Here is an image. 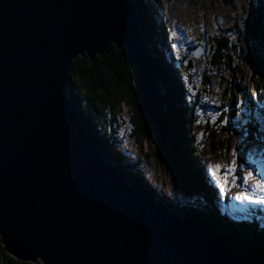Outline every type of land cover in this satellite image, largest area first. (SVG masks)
I'll return each instance as SVG.
<instances>
[{"label": "water", "instance_id": "95a60500", "mask_svg": "<svg viewBox=\"0 0 264 264\" xmlns=\"http://www.w3.org/2000/svg\"><path fill=\"white\" fill-rule=\"evenodd\" d=\"M250 9L245 25L256 43L262 14ZM110 45L136 57L143 112L166 149L171 138L133 0H0V238L7 254L34 264H264L151 202L93 145L68 92L70 72L75 59L93 61Z\"/></svg>", "mask_w": 264, "mask_h": 264}, {"label": "trees", "instance_id": "16d2710c", "mask_svg": "<svg viewBox=\"0 0 264 264\" xmlns=\"http://www.w3.org/2000/svg\"><path fill=\"white\" fill-rule=\"evenodd\" d=\"M133 2L140 29V48L151 66V74L171 138L166 149L160 150L156 147L155 157L163 168L169 166L166 170L168 173L174 172L175 176H168L173 182V193L177 198L157 194L156 189L146 185L139 170L140 161L135 159L130 161L129 165H123L125 158L120 152L113 150L114 146L120 145L122 138L137 141L141 135L146 139L155 131L147 123L143 112L138 85V61L132 53L125 49L118 50L114 45H110L104 56H96L93 61L87 57H78L73 61L70 72L75 82L68 92L91 142L105 162L123 174L132 187L142 190L151 202L196 223L203 232L231 251L253 261L264 262V211L250 206L242 212L231 213L222 207L224 203L200 162L201 151L205 147L209 145L214 149L216 135L207 124L204 128L206 146H201L197 141V129L193 127L191 116L192 109L187 104L188 79L183 78L179 70H187L184 61L181 67L175 66L165 31L160 21L154 23L149 14L155 12V15H158L159 5L150 0ZM257 3L262 14V33L259 41L248 48L243 60L253 68L252 77L256 82L253 86L255 103L248 105L245 139L262 146L264 109L261 105L264 104L260 99L259 86L264 88V8L261 1ZM147 4L154 5L151 12L146 8ZM158 19L160 20V16ZM216 43L219 44V48L215 49L216 59L224 58L222 66L226 67L227 71L237 72V68L233 66L234 56L237 55L236 48L230 47L229 40L221 36L216 39ZM229 50L234 52L233 56L229 53L221 54L222 51ZM164 52L167 53L166 57ZM97 89L104 90L96 96L94 93ZM169 100L174 102V106L170 105ZM123 103L131 109L126 118L121 116L120 104ZM223 126L220 128L221 132H228V125H225L226 128ZM0 264L34 263L17 261L8 255L0 238Z\"/></svg>", "mask_w": 264, "mask_h": 264}, {"label": "rangeland", "instance_id": "374dc122", "mask_svg": "<svg viewBox=\"0 0 264 264\" xmlns=\"http://www.w3.org/2000/svg\"><path fill=\"white\" fill-rule=\"evenodd\" d=\"M150 1L156 2L161 10V12L158 10L160 20L155 12L149 14L154 23L160 21L166 40L170 44V56L174 59L175 66L181 67L183 61L187 64V70H179L182 77L188 79L186 82L188 86L186 83L183 85L189 89L188 92L186 90L187 104L192 109L191 116L193 127L197 129L195 130L197 141L201 146H206L204 128L207 124L216 135L214 149L209 145L202 147L204 149L201 151L200 162L224 203L222 207L229 211L241 212L249 206H254L264 211V206L240 203L232 198L240 190L242 178L249 172H252L254 177L261 173L260 179L264 182V145L260 146L255 141L245 139L248 105L255 103L253 86L256 82L252 77L253 68L243 61L245 53L253 44L248 41L245 25L250 8L258 11V1H261L264 8V0ZM147 6L148 12L154 9L153 4ZM220 36L229 40L230 47L236 48L237 55L234 56L233 66L237 68V72L227 71V68L222 66L224 58L216 59L215 49L219 48L216 39ZM227 53L234 55L232 50L222 51L221 54ZM166 55L164 52L165 57ZM259 87L260 99L264 104V88L262 85ZM169 101L170 105L174 106V102ZM261 107L264 109L263 105ZM120 108L122 118H126L131 112L125 103L120 104ZM222 125L223 128L228 125V132H221ZM138 138L137 141L122 138L120 145L115 146L113 150L120 152L125 158L122 161L123 165H129L130 161L135 159L140 161L139 170L149 188L156 189L157 194L177 198L173 193V182L168 176H175L174 172L168 173L166 170L169 166L163 168L155 157L157 134L154 132L146 139L142 135ZM234 159L236 186L229 183L230 190L221 196L210 170L213 165H231ZM177 167L176 165L175 168ZM221 175H224L223 171Z\"/></svg>", "mask_w": 264, "mask_h": 264}, {"label": "snow or ice", "instance_id": "6c2138e0", "mask_svg": "<svg viewBox=\"0 0 264 264\" xmlns=\"http://www.w3.org/2000/svg\"><path fill=\"white\" fill-rule=\"evenodd\" d=\"M235 151L233 152V156H235ZM236 161L235 159L232 161L231 165H213L210 170L211 175L213 176L216 186L219 188L220 195L223 196L226 191H229V183L232 186L235 185L236 176L234 173L236 172ZM223 171L224 175H221ZM261 173H257L254 177L252 172H249L242 178V186L237 194L232 197L237 202L240 203H249L252 205L264 206V182L260 179ZM251 184L249 185V182Z\"/></svg>", "mask_w": 264, "mask_h": 264}, {"label": "flooded vegetation", "instance_id": "af4514ba", "mask_svg": "<svg viewBox=\"0 0 264 264\" xmlns=\"http://www.w3.org/2000/svg\"><path fill=\"white\" fill-rule=\"evenodd\" d=\"M106 52H107V51H106ZM106 52H105V53H106ZM102 56H104V54H103ZM102 56H98V57L101 58ZM74 82H75V81H74ZM103 90H104V89H103ZM103 90H102V91H103ZM102 91H101V89H97L96 92L94 91V92H95L94 94L97 96V95H99V94H102ZM96 98H97V97H96Z\"/></svg>", "mask_w": 264, "mask_h": 264}, {"label": "bare ground", "instance_id": "6f19581e", "mask_svg": "<svg viewBox=\"0 0 264 264\" xmlns=\"http://www.w3.org/2000/svg\"><path fill=\"white\" fill-rule=\"evenodd\" d=\"M166 211H168L170 213V211L168 209H166Z\"/></svg>", "mask_w": 264, "mask_h": 264}]
</instances>
